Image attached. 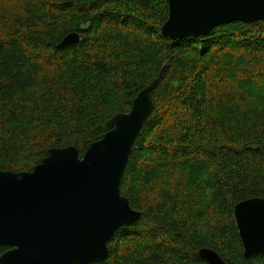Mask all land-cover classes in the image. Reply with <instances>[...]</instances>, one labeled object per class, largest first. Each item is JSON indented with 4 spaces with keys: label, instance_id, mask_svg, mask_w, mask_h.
Instances as JSON below:
<instances>
[{
    "label": "trees",
    "instance_id": "trees-1",
    "mask_svg": "<svg viewBox=\"0 0 264 264\" xmlns=\"http://www.w3.org/2000/svg\"><path fill=\"white\" fill-rule=\"evenodd\" d=\"M168 17V0H0V171L30 172L51 148L83 157L166 66L120 185L141 220L96 264H208L204 248L264 264L234 218L264 198V20L175 42Z\"/></svg>",
    "mask_w": 264,
    "mask_h": 264
},
{
    "label": "water",
    "instance_id": "water-1",
    "mask_svg": "<svg viewBox=\"0 0 264 264\" xmlns=\"http://www.w3.org/2000/svg\"><path fill=\"white\" fill-rule=\"evenodd\" d=\"M169 17L163 36L198 38L236 21L264 20V0H168ZM81 36L68 34L58 49L77 45ZM158 78L134 99L130 112L107 122L102 139L83 157L75 145L51 148L30 172L0 171V247L8 250L0 264H96L109 255L116 233L138 223L120 190L133 147L155 110L152 95ZM234 216L244 257L264 253V198L238 203ZM199 256L208 264H227L214 250Z\"/></svg>",
    "mask_w": 264,
    "mask_h": 264
},
{
    "label": "bare ground",
    "instance_id": "bare-ground-1",
    "mask_svg": "<svg viewBox=\"0 0 264 264\" xmlns=\"http://www.w3.org/2000/svg\"><path fill=\"white\" fill-rule=\"evenodd\" d=\"M168 2H169V1H168ZM164 24H165V23H164ZM161 33H162V32H161ZM162 35H163V34H162ZM164 37H165V36H164ZM165 38H169L170 40L175 41V42H176V41L183 40V39H186V38H183V39H177V40H174L173 38H170V37H165ZM152 96H153V95H152ZM136 97H137V96H136ZM152 98H153V97H152ZM154 111H155V110H154ZM129 112H130V111H129ZM153 113H154V112H153ZM150 117H151V116H150ZM147 121H148V120H147ZM145 124H146V123H145ZM106 129H107V128H106ZM85 153H86V152H85ZM80 157H81V156H80ZM234 218H235V216H234ZM235 221H236V220H235ZM128 227H129V226H128ZM124 228H125V227H124ZM120 230H121V229H120ZM120 230H119V231H120ZM119 231H118V232H119ZM238 231H239V230H238ZM116 234H117V233H116ZM113 239H114V238H113ZM113 239H112V240H113ZM109 244H110V243H109ZM108 256H109V255H108Z\"/></svg>",
    "mask_w": 264,
    "mask_h": 264
}]
</instances>
